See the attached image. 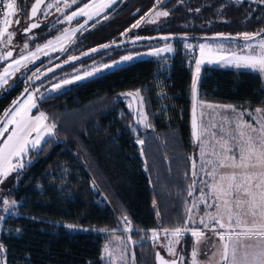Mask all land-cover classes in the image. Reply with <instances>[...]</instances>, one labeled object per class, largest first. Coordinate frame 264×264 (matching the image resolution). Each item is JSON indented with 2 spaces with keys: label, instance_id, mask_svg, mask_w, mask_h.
I'll list each match as a JSON object with an SVG mask.
<instances>
[{
  "label": "trees",
  "instance_id": "1",
  "mask_svg": "<svg viewBox=\"0 0 264 264\" xmlns=\"http://www.w3.org/2000/svg\"><path fill=\"white\" fill-rule=\"evenodd\" d=\"M31 1L22 0V13H28ZM260 1L229 2L218 10L224 0H164L161 5L169 15L160 23L133 27L158 5L157 0H118L87 24L91 27L76 33L68 46L76 51L70 55L118 38L129 26L141 35L183 33L196 39L223 32L243 39L242 32L264 29V2ZM55 32L50 29L30 45ZM164 60L168 64L162 68L161 58L136 59L39 99L34 113L43 111L55 128L24 153L27 163L9 181L4 198L14 205L2 222L0 264H104L102 237L93 228L114 229L122 212L128 215L136 237L150 228L184 224L183 201L190 196L185 183L191 181L185 155L197 146L190 128L194 76L181 47ZM25 86L19 80L3 89L0 117ZM127 90L144 94L153 124L137 126L143 134L141 146L128 124L134 123L133 112L119 100V92ZM197 91L198 99L264 107L263 77L248 69L204 65ZM166 142L174 149L168 157ZM181 167L178 175L173 172ZM164 180L172 183L165 185ZM4 212L0 207V218ZM155 248L159 247L139 244L136 259L155 264Z\"/></svg>",
  "mask_w": 264,
  "mask_h": 264
},
{
  "label": "rangeland",
  "instance_id": "2",
  "mask_svg": "<svg viewBox=\"0 0 264 264\" xmlns=\"http://www.w3.org/2000/svg\"><path fill=\"white\" fill-rule=\"evenodd\" d=\"M118 0H115L114 3L111 4L110 7H112ZM164 0H162L163 2ZM241 0H224L219 6L218 10H221L225 3L229 2H240ZM250 1H257V0H250ZM261 2V1H260ZM162 3H159L152 11L147 13L142 23L145 25L148 24H157L160 23L165 16H157L156 12L159 11H165ZM65 7V4H58L56 0H47L44 5L41 7L38 13V18L42 20L49 21V25L46 28L44 34H42V38L44 35H46V32L50 31V29L56 30V32L63 30L60 34V39H57V37H54L52 40H46L45 37L40 42H35L34 45H30V40L32 39L30 36H25L24 38H21V45L20 49H18L15 54L10 57L8 60L0 64V76H4L5 69L8 70L9 75L4 76V81H0V93L3 91L4 88L9 87L14 82L21 80V83L25 86L29 83L30 79L35 76V74L39 73L45 66L63 58L66 56H70L72 52L76 51L73 46L68 47L70 43L72 42V38H74V33L82 29L80 26H78V30L74 33H71L70 30L75 27V25H69V24H58L55 23L56 16L54 14L59 13L63 10ZM108 7V9L110 8ZM106 9V10H108ZM105 10V11H106ZM104 11V12H105ZM103 12V13H104ZM201 12L198 13L199 16H201ZM192 16H189L187 20H192ZM101 17V16H100ZM99 17V18H100ZM97 18V19H99ZM3 26V25H2ZM91 27L90 25H84V28ZM70 32V33H69ZM247 33V32H242ZM141 34H138V32H134L133 27L129 26L125 31L121 32L118 35V38H112L113 39H119V38H126L131 36H138ZM53 35L50 36V38ZM67 37H70V41L68 44H65ZM264 39V35H258L254 39L250 41H245L244 39L234 37H205V38H196V39H189L187 37H181L177 40V42L174 41V39L168 38V39H156V40H149V41H141V42H134L126 45L117 46L114 48L97 51L92 54H89L83 58H80L76 61H73L71 63H68L52 72L47 74L45 77L41 78L40 80L36 81L30 88V90L27 92L28 94L13 107V108H19L21 104H24L25 101L28 100V97L31 96L32 99L35 101L36 107H38V101L41 97L59 92L69 86L72 83L80 82L83 80H86L90 77H93L97 74H100L102 72H105L107 70H110L116 66L129 63L131 61H134L136 59L141 58H149V57H157L161 58L163 62L161 63V67L167 66L168 62L164 59L167 56H171L175 50L178 47H181L186 53H187V60L191 64V70L193 73V76H195V68L196 64L195 61L197 59H201V55L198 57L201 53L200 51V45H206L209 47H206L203 54V62L200 65V71L202 66L204 65H211V66H219V65H227L230 64L231 66H236L235 63H232V58L230 54L234 55H247L249 54L250 50L246 47V44H252L253 48L255 49L254 53H257L260 51L259 49V41ZM106 40L101 43L110 41ZM49 41H52V44L45 48L44 45L48 44ZM25 44H27V48H25ZM65 44V45H64ZM100 44V43H98ZM40 47L42 50L37 52V55L35 58H31L28 61H23L21 65H16L14 63L15 60L20 59L22 55L27 56L29 53L36 52L37 47ZM171 47L172 51H162L159 55L154 54L156 49H164L166 47ZM191 46V47H189ZM249 51V52H248ZM56 52H63L60 56L54 57V55L45 61L44 63L36 66L33 68L32 66L39 60L47 58L49 55L55 54ZM253 53V54H254ZM125 56H130L132 59L125 61L123 58ZM230 58V59H229ZM52 59V60H51ZM211 61V62H209ZM105 65H109V67L105 68ZM228 65V66H230ZM222 67V66H221ZM241 69H249L252 71H256L251 68L240 66ZM91 72V76H87L86 74ZM258 72V71H256ZM260 73V72H259ZM262 75V73H260ZM77 76L84 77L83 79H76ZM70 81V83H64V81ZM59 85V86H58ZM136 94L139 93L138 99H139V107H138V122L142 127H145V124L147 123L150 125V127L153 125L149 113L147 110V103L145 96L142 92L139 90L135 91ZM142 97V99H141ZM124 102L125 106L131 111L132 106L131 102L128 96H121L120 99ZM201 104L203 105H213L218 107L213 108H207V107H201ZM228 106H231L229 108ZM34 107V108H36ZM12 108V109H13ZM31 108L29 111L30 117H36L41 112L34 113L33 109ZM253 108H261V106H256ZM232 109H235V111H232ZM254 109V110H255ZM203 114V115H201ZM242 114V115H241ZM239 116V119L241 121H246L251 124L256 123L257 114L255 111H247V108L245 106H238L234 105L233 103H220V102H214L205 98H199L198 99V118H199V125L203 126L207 129V131L204 133V135L201 137V139L204 141L203 148L205 152L204 160H215L216 157L212 155V152L215 151L217 153L221 152V148L219 144H213V141H217L220 139V137L213 138L209 135V133H213V131L217 128L221 129V125L224 126L226 129H233L235 128L237 117ZM7 117L5 116L4 121H6ZM48 122V121H47ZM45 123V122H44ZM49 123V122H48ZM47 124V123H46ZM129 128L131 129L132 133L135 136V141L138 144V146H141L138 141H144L143 134L139 133V130L137 126L130 120L129 121ZM49 125H51L49 123ZM145 127V128H150ZM15 129V125H9L8 131L3 133V136H0V147L3 146V141L7 139V137L11 134V132ZM53 131V129H52ZM52 133V132H51ZM36 133H32L30 139H35ZM225 136V135H222ZM226 138V136H225ZM42 141V140H41ZM41 143V142H40ZM167 145V157L174 152L173 144L166 142ZM31 145H29V148ZM199 147V148H198ZM202 145L197 142V146L195 149L185 155V157L188 159L189 165H190V171H191V181H183V184L185 183L186 191L191 192L189 196V201L187 202V199H184V206L188 208H192L193 201L196 202V207L192 208L191 215L196 219L197 223L192 224L191 221L187 222V226L189 228H200L203 229V225L199 224V219L201 216L204 215L205 212L214 213L216 211L215 205L213 204L214 197L212 196V189L211 184L214 182L213 177L211 178L210 175L207 173L212 170V165L209 167V164H205L204 167H206V174L204 177L199 178V182H197V178L192 175V160L195 159V155H197L201 152ZM157 154L158 150H157ZM201 158V156H200ZM153 163V159H150ZM12 163L14 165H17V168L13 171H11L6 178L3 179V182H0V207H3L5 209V212L3 216L0 218V233L3 230V218L6 213L11 212L13 203L8 202L7 206L3 203L4 201H7L4 198L5 191L7 189V186L9 184V181L11 177L20 169L18 167L19 164L25 165L27 163V158L24 157V154L20 158H13ZM183 170V167L178 169H173V172L175 174H179ZM221 173L231 171L230 169L222 168L218 170ZM216 180H219V176L216 177ZM195 181V186L192 189H189V185H191ZM171 182V181H168ZM164 180L165 185L168 184ZM178 181H175L173 184ZM172 183V182H171ZM182 184V185H183ZM179 185V184H178ZM177 186V185H175ZM180 186V185H179ZM106 198V197H105ZM206 200L208 204H213V207L209 208L205 205V203L201 202V200ZM187 215L189 214L187 212ZM128 215L125 212H122L117 215L118 223L116 227L112 230H106L104 228H93L96 232H98L102 237V250H101V258L103 260L104 264H144L143 262H139L136 259L135 256V248L139 244L145 242L149 246H158L162 252L168 256V257H174L175 255H170L168 253L166 245L169 244V241H172V244L174 246L175 253H180L179 257V264H192V257L191 252L193 250V244L190 243L189 240L195 241L196 238L191 237L190 234H183L180 237H173L170 233L165 234L163 232V228L172 229L174 227H154L147 229L141 233L139 236H134L133 230L134 227L132 224H128L123 217ZM186 215V217H187ZM129 220V217H128ZM130 221V220H129ZM68 225L71 224H66ZM180 225V224H179ZM74 226V225H73ZM177 226V225H176ZM211 226V225H210ZM127 227H130L132 231H126L125 229ZM70 228V227H68ZM77 227H71L70 229H76ZM83 229V227H79ZM158 230L159 235L156 240L152 239V230ZM106 230V231H105ZM219 231H223L218 229ZM207 230H205V237L201 238L198 245V255L196 257L197 264H217L220 257L219 255L213 257V252L216 251L215 248H213V245L219 246L221 243L218 239V237L214 236L212 233V238L207 237ZM207 242H204L206 240ZM178 241V242H177ZM108 246L109 251L112 252V255L109 257L105 254L104 248L105 246ZM205 251V253H204Z\"/></svg>",
  "mask_w": 264,
  "mask_h": 264
},
{
  "label": "snow or ice",
  "instance_id": "3",
  "mask_svg": "<svg viewBox=\"0 0 264 264\" xmlns=\"http://www.w3.org/2000/svg\"><path fill=\"white\" fill-rule=\"evenodd\" d=\"M43 2L44 0H35V3L31 7L32 17L37 15ZM76 2L77 0H72V3ZM114 2L115 0H90L89 3H85L80 7L78 11L67 16L66 19L72 21L78 16H84L88 20H91L93 17L100 16ZM261 2H264V0H261ZM157 3H162V0H157ZM0 4H4V8L0 9L3 12V26L0 27V40H3L5 34H7L5 43L10 44L15 33L8 31V27L11 24L10 18L17 13V0H6V3L5 0H0ZM156 15L166 17L169 13L167 11H159L156 12ZM104 18L107 19L106 16ZM16 23H19V19L16 20ZM138 25L139 21L133 27H137ZM37 27H39V24L32 23L23 31L28 32ZM80 27L83 28L84 25L81 24ZM242 35L245 41H250L260 35V33H243ZM57 39H60V37H57ZM164 39H168V37H164ZM51 44L52 41H49L44 47L47 48ZM108 46L104 45L103 47ZM24 47L27 48V44ZM206 47L209 46L200 45L201 59L195 61V76L191 86L194 101L192 127L194 138L202 145L200 152L202 165H212V170L207 174L212 176L214 181L210 187L216 211L214 213L205 212L200 217L199 224L203 225V229L189 228L187 226L188 221H191L192 224L197 223L196 219L191 215L192 208L196 207V202L193 201L192 208L187 209L189 214L184 224H178L172 229L163 228V232L165 234L170 233L173 237H180L187 233L191 237L196 238L191 252L192 264H197V245L200 239L205 237V230L211 231L221 242L219 246L213 245V248L216 249L213 252V257L217 255L220 257L217 264H264V109H255V113L257 114L255 124L241 121L238 116L235 128L228 130L221 125V131L226 133V138L225 136H221L216 141L221 148V152H212V155L216 157L214 161L204 160V141L201 137L207 129L197 124L195 118V100L200 65L203 62V54ZM246 47L250 50L249 54L234 55L231 62L235 63L237 67L243 66L264 73V39L259 41L260 51L258 54H253L255 49L252 44H246ZM41 50L38 46L36 52L29 53L27 56L22 55L14 63L19 66L23 61H28L30 57L35 58L37 52ZM93 51H96V49H93ZM162 51L171 52L172 49L170 46L164 49H156L154 54L159 55ZM11 56L12 52L9 51L5 58ZM72 59L74 60L76 57H72ZM123 59L127 61L132 59V57L125 56ZM104 67L107 68L109 65H105ZM7 75L9 73L5 69L4 76ZM86 75L91 76L92 73L89 72ZM4 76H0V81H4ZM83 78L81 76L76 77V79ZM64 83H70V81L65 80ZM128 95L132 94L129 93ZM136 95L138 96L139 93ZM16 103L14 102V105ZM34 107H36L35 101L29 96L28 100L24 104H21L19 108L6 110L5 116L7 119L4 122H0V136H3V133L8 131L9 125H15V129L3 141V146L0 147V182H3V179L17 168V165L12 163L13 158L22 157L28 151L29 145L32 148H36L41 140L44 139V136L51 134L52 129L55 128V124L48 125L44 123L47 117L43 112L34 118L30 117L29 111ZM201 107L213 108L218 106L201 104ZM228 107L231 108V106ZM232 111H235V109H232ZM145 127H150V125L146 123ZM32 133H36L35 139H30ZM209 135L215 138L216 133H209ZM138 142L143 144L142 140ZM18 167L23 168L24 165L21 163ZM196 167V161L193 159L192 175L194 177L197 175L195 171ZM222 168L230 169L231 171L221 173L218 170ZM201 171H205L203 166L201 167ZM217 176H219V180H216ZM194 186L195 181L189 185V189L194 188ZM201 202L205 203L209 208L213 207V204H208L206 200L202 199ZM3 203L7 206L8 201H4ZM156 215L159 216V212ZM123 219L129 225L131 224L126 215ZM68 227L74 226L68 225ZM218 229L223 231H219ZM125 230L132 231L130 227H127ZM158 235V230H152L153 240H156ZM166 247L170 255H176L172 241H169ZM104 252L109 257L112 255L107 245L104 248ZM157 259L159 260V264H177L176 260H167L159 253H157Z\"/></svg>",
  "mask_w": 264,
  "mask_h": 264
},
{
  "label": "water",
  "instance_id": "4",
  "mask_svg": "<svg viewBox=\"0 0 264 264\" xmlns=\"http://www.w3.org/2000/svg\"><path fill=\"white\" fill-rule=\"evenodd\" d=\"M47 0H44V2L41 4V7L44 5V3ZM35 3V0H32L30 2L29 8H28V15L31 16V7L32 5ZM39 9V10H40ZM38 10V13H39ZM38 13L35 17L38 16ZM17 14V13H16ZM143 19L139 20V25L142 23ZM137 24V23H136ZM138 25V26H139ZM264 29H262L260 32H263ZM260 32H255V33H260ZM210 37H238L237 34H231V33H214V34H208ZM185 34L183 33H155V34H147V35H138V36H131V37H126V38H119V39H113L104 43H100L94 46H91L89 48H86L78 53H75L73 55H70L64 59H61L49 66H47L46 68H44L42 71H40L39 73L35 74V76H33L29 83L23 88V90L17 94V96L11 101V103L9 104V106L7 107L6 110L11 109L13 106H15L21 99L22 97L30 90L31 86L40 78L46 76L47 74H49L50 72L68 64L71 63L73 61H76L80 58H83L89 54H92L94 52L97 51H102V50H106V49H110V48H114L117 46H121V45H126V44H130V43H134V42H141V41H147V40H156V39H161L164 37H168V38H177V37H184ZM104 45H109L108 47H103ZM93 49H96V51H93ZM11 51L12 52V56L15 54V52L13 51V49H8L5 53H3L0 56V62L6 61L8 60L10 57H6V54ZM11 56V57H12ZM72 57H76V59H72ZM200 77V74H199ZM197 89H198V83H197ZM192 92V89H191ZM129 93H131L132 95H128ZM120 96H128L131 102V106H132V116H133V121L136 124V126L140 127V124L138 122V107H139V99L138 96L136 95V93L134 91L131 90H127V91H122L119 92ZM14 102H17L14 105ZM193 97L191 95V106H190V128H191V136L193 139L194 143H197V140L194 138L193 136V127H192V120H193ZM195 104H196V108H195V118L197 120V124L199 125V118H198V91H197V96H196V100H195ZM6 112V111H5ZM5 112L4 114L0 117V122L3 121V118L5 116ZM157 253H159L161 256H163L165 259L167 260H176L177 264H179V257H180V253L178 252L174 257H168L166 256L162 250L160 248H155L154 249V253H153V259H154V263L155 264H159V260L157 259Z\"/></svg>",
  "mask_w": 264,
  "mask_h": 264
},
{
  "label": "crops",
  "instance_id": "5",
  "mask_svg": "<svg viewBox=\"0 0 264 264\" xmlns=\"http://www.w3.org/2000/svg\"><path fill=\"white\" fill-rule=\"evenodd\" d=\"M57 2H58V4H65V7L63 8V10L61 11V12H59V13H56V14H54L55 16H56V21H55V23H58V24H64V23H66V24H69V25H75V27L73 28V29H71L70 30V32L71 33H74V32H76L77 30H78V26H80L81 24H83V25H87L88 23H90L92 20H94L95 18H97V17H99V16H96V17H93V19H91V20H88L87 19V17H84V16H78V17H76V18H74L72 21H68L67 19H66V17L67 16H69V15H71L73 12H75V11H78V9L80 8V7H82L85 3H89L90 2V0H77V2L76 3H72V0H56ZM79 2V3H78ZM77 4V5H76ZM108 9V8H107ZM102 14V13H101ZM63 30H60V31H58V32H55L54 34H53V36L50 38V36L48 37V38H46V40H44V42H46L47 40H53L54 39V37H58V36H60V34H61V32H62ZM69 32V33H70ZM78 32V31H77ZM76 32V33H77ZM76 33H74L75 35H76ZM74 35V36H75ZM68 39H66V43L65 44H68L69 43V41L71 40L70 39V37H67ZM235 39H237L236 37H234ZM73 39V38H72ZM64 44V45H65ZM249 52V51H248ZM63 52H56L55 53V55H54V57H56V56H60L61 54H62ZM259 52H257V53H254V54H258ZM201 55V53L199 54V52H198V57ZM248 55V54H247ZM230 56H231V58H233V56H234V54H230ZM236 56H241V55H239V54H237ZM53 58V57H52ZM201 58V57H200ZM230 59V58H229ZM52 60V59H51ZM233 63V62H232ZM228 65H230V64H227V65H224V64H222V65H219V66H222V67H230V68H237V69H241V67H237V66H228ZM249 70V69H248ZM262 77H263V80H264V73H262ZM29 93V92H28ZM28 93H26L25 94V96L28 94ZM24 96V97H25ZM216 103V102H215ZM234 105H236V104H234ZM242 107V106H241ZM245 108H247V111H255L254 109L255 108H251V107H248V106H245ZM262 109H264V107H261ZM45 122V124L47 123L48 125H49V123L47 122V120L46 121H44ZM228 130H230V129H228ZM213 133H216V136H215V138H217V137H220V136H222V135H225L226 136V133H224V132H222L221 131V129L220 128H217V129H215L214 131H213ZM49 135V134H48ZM48 135H45L44 136V138L46 137V136H48ZM1 141V140H0ZM213 144H217L215 141H213L212 142ZM199 148V147H198ZM197 155H195V161H196V165H197V167H196V169H195V171H196V173H197V175L195 176L196 178H197V182L198 183H200L199 182V178H202V177H204L205 176V174H206V172H204V171H201V167L203 166L204 167V165H202V163H201V158H200V154H198V150H197V153H196ZM209 167L211 166V164H209L208 165ZM205 168V171H206V167H204ZM192 171H193V169H192ZM211 178H212V176H211Z\"/></svg>",
  "mask_w": 264,
  "mask_h": 264
},
{
  "label": "flooded vegetation",
  "instance_id": "6",
  "mask_svg": "<svg viewBox=\"0 0 264 264\" xmlns=\"http://www.w3.org/2000/svg\"><path fill=\"white\" fill-rule=\"evenodd\" d=\"M22 5V0H17V14L10 18L11 24L8 27V31L14 32L15 35L13 36L10 44L5 43V40H7V34H5L3 40H0V56L10 48L13 49L14 52L20 49V45L22 42L21 38H24L25 36H30L32 38L30 42L36 41V39H38L42 34H44L46 28L50 23L49 21L39 19L38 16L32 17L28 15V13H22ZM17 19H19L18 24L16 23ZM32 23L39 24V27L31 29V31L24 32L23 30L28 28ZM2 25L3 24L0 22V27H2ZM3 62H0V64H2ZM207 237L212 238V233L210 235H207ZM204 242H207V238L206 240H204Z\"/></svg>",
  "mask_w": 264,
  "mask_h": 264
},
{
  "label": "built area",
  "instance_id": "7",
  "mask_svg": "<svg viewBox=\"0 0 264 264\" xmlns=\"http://www.w3.org/2000/svg\"><path fill=\"white\" fill-rule=\"evenodd\" d=\"M5 3H6V0H5ZM4 8V4H0V9H3ZM0 22L2 23L3 22V12L0 11Z\"/></svg>",
  "mask_w": 264,
  "mask_h": 264
}]
</instances>
